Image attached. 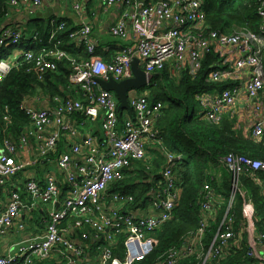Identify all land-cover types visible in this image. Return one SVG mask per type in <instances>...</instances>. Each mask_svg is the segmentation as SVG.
Segmentation results:
<instances>
[{
    "label": "built area",
    "instance_id": "built-area-1",
    "mask_svg": "<svg viewBox=\"0 0 264 264\" xmlns=\"http://www.w3.org/2000/svg\"><path fill=\"white\" fill-rule=\"evenodd\" d=\"M52 1L10 0L9 5L13 8L21 3H31L40 7ZM120 3L125 9L111 26L110 33L122 39L130 36L133 42L121 46L110 60L103 59L97 52L93 26L84 20L75 26L70 37L86 47L88 59L73 58L62 48L59 35L69 27L67 21H53L50 50L41 46L38 53L32 49L23 53L27 60L35 61L40 79L48 72L56 71L59 61L70 59L73 71L69 79L85 100L55 97L57 105L54 108L26 103L21 106L31 126L20 138L3 139L0 192L9 180L34 164L24 158L32 140L39 142L40 156L36 160H51L63 133L74 132L68 116L81 113L90 119H100L103 136L87 135L59 154L56 165L65 176V185L53 172H47L44 180L31 177L22 188H10L6 201L0 202V239L15 228L18 232L24 231L27 226L22 218L29 212H42L43 223L31 235L12 242L0 255V264H42L47 261L57 264H132L154 251L158 239L153 232L173 217L180 197V191L173 188L172 166L168 165L163 172L165 188L155 192L147 207H127L134 203V195L108 192V187L125 178L127 171H133L135 162L146 160L149 140L162 143L160 131L155 127L162 103H151L148 92L130 90L128 101L133 116L125 111L121 127L116 94L105 90L96 79L121 81L133 77L132 65L136 57L150 83L153 73L166 66L172 75L189 71L196 76L207 54L217 52L219 57L212 65L209 77L211 81L224 82L227 86L196 95L204 117L217 123L239 102L244 92L250 103L253 102L255 113L259 114L249 133L254 138L264 135V0H258V13L263 19L260 30L241 27L233 33L210 28L204 0H159L155 3L103 0L106 8ZM81 7V3H76V9L81 10ZM24 39L21 26L0 27V46L18 44ZM3 60H0V84L12 68ZM8 119V115L5 116V120ZM53 124L57 126L54 129L51 128ZM174 159L168 152V162ZM220 161L236 178L243 173L264 174V161L257 158L229 153ZM204 190L207 191L199 227L186 236L182 246L171 248L162 264H177L180 259L192 256L202 260L201 264H209L230 253V240L235 236V229L227 216L220 224L221 232L216 234L208 249L204 242L216 202L209 184ZM237 191L235 180L231 200L235 199ZM243 212L248 255L256 259L251 264H264V232L255 226V209L246 202Z\"/></svg>",
    "mask_w": 264,
    "mask_h": 264
},
{
    "label": "trees",
    "instance_id": "trees-1",
    "mask_svg": "<svg viewBox=\"0 0 264 264\" xmlns=\"http://www.w3.org/2000/svg\"><path fill=\"white\" fill-rule=\"evenodd\" d=\"M10 0H0V25L9 13ZM159 0H146L155 3ZM207 24L211 29L223 33H233L237 28H248L259 31L263 23L258 13V0H204ZM59 20V19H58ZM34 35L38 37L34 52L38 53L41 46L48 50L52 47L49 38L53 25L48 19L30 20ZM60 21V20H59ZM7 26V25H6ZM74 30L69 27L60 33L62 48L78 60L88 59L84 46L78 49L70 37ZM18 44L0 46V60L10 58ZM29 49V47H25ZM98 48V47H97ZM99 53V50H97ZM219 54H207L203 67L196 76L189 71L180 75H172L166 66L154 72L150 83L139 89L148 92L151 103H162L160 116L155 120V127L160 131L162 143L151 148L157 156L152 162L137 161L135 169L127 171L125 178L109 185L108 192H126L133 194L135 201L127 207H147L155 191L165 188L163 172L168 165L172 166L174 174V189L180 191V197L173 211V217L164 222L153 232L158 239L154 251L144 259L132 264H162L171 248L183 245L186 236L200 225L202 203L204 201L205 185L209 184L215 193V211L209 217L210 225L206 231L204 242L207 249L218 232L225 216L232 222L235 236L230 240V253L223 258H215L209 264H251L256 259L249 257L248 234L244 229L243 208L250 202L254 209V223L258 231L264 232V194L257 184V178L264 179L262 172L243 173L237 178L221 163V158L229 153L246 155L264 161V135L254 138L250 133L238 128L235 119L228 116L217 123L206 119L203 108L196 98L199 92L218 91L227 86L224 82L210 80L209 74ZM11 70L0 84V141L5 137L20 138L21 134L31 126L29 117L22 109L28 99L42 93L52 99L59 95L67 98L71 83L69 76L73 71L72 62L65 58L58 62L56 71L48 72L44 78H39V69L35 61L27 60L21 54L17 62L10 61ZM125 111L133 116L132 110H119L121 127L124 125ZM8 115V120L5 116ZM63 141L58 143L57 156L62 149ZM149 151V150H148ZM174 155L171 162L167 153ZM150 164L148 168L147 165ZM144 165V166H142ZM142 166V167H141ZM237 181L238 191L231 200L232 185ZM119 244H121L119 242ZM196 256L180 259L177 264H201ZM42 264H57L47 261Z\"/></svg>",
    "mask_w": 264,
    "mask_h": 264
},
{
    "label": "crops",
    "instance_id": "crops-1",
    "mask_svg": "<svg viewBox=\"0 0 264 264\" xmlns=\"http://www.w3.org/2000/svg\"><path fill=\"white\" fill-rule=\"evenodd\" d=\"M81 3V10L75 8L76 3ZM125 6L123 4H118L106 8L103 4V0H54L52 2H45L40 7H34L31 3H21L17 7H11L9 13L4 18V22L0 27L4 26H21L24 29V34L26 41L18 45V48L14 50L10 58L2 59L3 61H13L17 62L18 57L24 53L26 50L25 47L33 48L35 45L37 47L38 41L34 35V28L30 20L33 19H48L53 21H67L68 25L71 24L72 28H75L76 25L80 24L83 20L89 22L93 26V37L95 38L99 50V55L102 56L105 60H110L113 57V54L119 50L121 46L130 44L133 42L132 37H127L122 39L120 37H115L110 33V28L114 25L120 16L123 13ZM35 16V17H34ZM59 19V20H58ZM29 24L32 27H29ZM72 42H75L76 48L84 46L80 44L78 39H73ZM13 45V44H11ZM85 47V46H84ZM86 48V47H85ZM70 80V79H69ZM71 83V81H70ZM71 89L74 92H69L67 98L56 95L52 99L44 96L42 93L36 94L35 97L28 99L27 105H34L36 107H46L54 108L57 103L54 101L55 97H59L61 100L65 99H76L84 101L85 97L82 95V92L77 88V86L72 85ZM38 98V99H37ZM264 95H262V100ZM228 116L230 119H235L236 126L242 128L245 132H249V128L253 125L254 121L259 118V114L255 113L253 102L250 103L248 95L243 92L241 94V99L237 104L227 113L223 114L222 119ZM70 122H73V133L67 131L63 133L61 137V142L63 141V146L59 154L69 149V146L74 142H80L87 135H97L102 137V122L100 119H90L83 114L75 113L72 116H68ZM55 124L52 125V129L56 128ZM39 142L37 140H32L29 146V153L24 157L26 160L32 161L34 164L28 166L26 170L17 174L12 180H9L5 185V190L2 188L0 192V202L6 201L7 195L10 191V188H22L25 182L31 178L35 177L39 180H44V176L47 172H53L63 183L66 184L65 176L56 165V158L59 156H51V160H36L40 156L38 152ZM157 142L149 140L147 142V158L146 162H152L157 154L150 149L156 148L159 146ZM3 147V141H0V149ZM149 150V151H148ZM58 151V149H57ZM56 151V152H57ZM55 152V153H56ZM257 184L262 188L264 194V179L257 180ZM45 212V210H43ZM22 222L27 226L24 231H17V228L14 231L10 232L7 236L0 239V255L4 253L9 245L12 242H16L19 238H25L26 236L31 235L36 230H39L42 227L43 223V213L40 211L29 212L26 216L22 218Z\"/></svg>",
    "mask_w": 264,
    "mask_h": 264
},
{
    "label": "water",
    "instance_id": "water-1",
    "mask_svg": "<svg viewBox=\"0 0 264 264\" xmlns=\"http://www.w3.org/2000/svg\"><path fill=\"white\" fill-rule=\"evenodd\" d=\"M132 70L133 77L121 81H116L114 79L107 81L100 77L96 78L105 90L113 91L116 94L119 101V110L131 109L128 101V93L130 90H139L149 84L146 72L141 68L137 57L133 60Z\"/></svg>",
    "mask_w": 264,
    "mask_h": 264
},
{
    "label": "rangeland",
    "instance_id": "rangeland-1",
    "mask_svg": "<svg viewBox=\"0 0 264 264\" xmlns=\"http://www.w3.org/2000/svg\"><path fill=\"white\" fill-rule=\"evenodd\" d=\"M34 17H35V16H34ZM29 27L31 28V27H32V25H31V24H29ZM177 77H178V76H177ZM133 92H134V93H136V92H138V91H137V90H133ZM142 166H144V165H142ZM142 166H141V167H142ZM3 191H6V190H5V188L3 189ZM44 207H47V206H44Z\"/></svg>",
    "mask_w": 264,
    "mask_h": 264
},
{
    "label": "bare ground",
    "instance_id": "bare-ground-1",
    "mask_svg": "<svg viewBox=\"0 0 264 264\" xmlns=\"http://www.w3.org/2000/svg\"><path fill=\"white\" fill-rule=\"evenodd\" d=\"M205 10V9H204ZM156 192V191H155Z\"/></svg>",
    "mask_w": 264,
    "mask_h": 264
}]
</instances>
